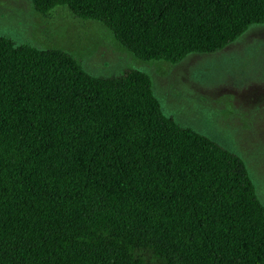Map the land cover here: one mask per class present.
<instances>
[{
    "label": "trees",
    "instance_id": "1",
    "mask_svg": "<svg viewBox=\"0 0 264 264\" xmlns=\"http://www.w3.org/2000/svg\"><path fill=\"white\" fill-rule=\"evenodd\" d=\"M106 27L136 59L212 54L264 0H30ZM0 264H264L242 161L162 114L149 77L97 79L0 38Z\"/></svg>",
    "mask_w": 264,
    "mask_h": 264
},
{
    "label": "rangeland",
    "instance_id": "2",
    "mask_svg": "<svg viewBox=\"0 0 264 264\" xmlns=\"http://www.w3.org/2000/svg\"><path fill=\"white\" fill-rule=\"evenodd\" d=\"M0 38L15 47L67 52L97 79L125 69L146 74L162 114L237 156L264 207L263 25L249 26L216 53L191 54L177 64L143 62L99 22L78 19L66 8L43 17L30 0H0Z\"/></svg>",
    "mask_w": 264,
    "mask_h": 264
}]
</instances>
